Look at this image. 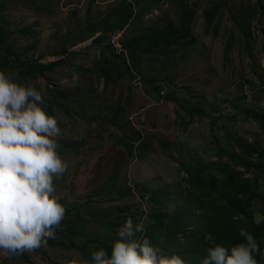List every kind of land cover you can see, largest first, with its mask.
I'll use <instances>...</instances> for the list:
<instances>
[{
  "label": "rangeland",
  "instance_id": "374dc122",
  "mask_svg": "<svg viewBox=\"0 0 264 264\" xmlns=\"http://www.w3.org/2000/svg\"><path fill=\"white\" fill-rule=\"evenodd\" d=\"M121 1L0 0L4 45L20 63L52 62L64 56L65 48L78 51L70 65L36 79L20 76L42 91L43 107L62 129L59 152L68 169L54 183L66 212L55 239L30 253L0 257V264H90L101 241L110 245L115 238L123 215L146 222L142 208L154 206L146 201L147 190L184 182V159H213L216 140L225 146L230 134L259 140L264 147V124L252 117L264 115V8H257L259 0H184L195 11L190 32L174 27L177 43L142 56L133 74L119 66L121 78L106 84L92 66L104 53L113 56L107 45L113 43L120 53L140 27L181 22L183 0H162L141 21L95 45L103 28L111 30L113 9ZM206 8L216 14L211 25ZM115 61L119 64L121 57ZM106 62L100 66L108 67ZM52 88H66L69 97L53 101ZM262 178L264 183V173ZM127 205L130 211L124 210ZM255 208L264 211V201L257 200ZM178 239L180 254L190 263L185 252L191 242L183 235Z\"/></svg>",
  "mask_w": 264,
  "mask_h": 264
},
{
  "label": "trees",
  "instance_id": "16d2710c",
  "mask_svg": "<svg viewBox=\"0 0 264 264\" xmlns=\"http://www.w3.org/2000/svg\"><path fill=\"white\" fill-rule=\"evenodd\" d=\"M161 1L127 2V0H122L113 9L116 17L111 22L113 24L111 30L103 28L102 36L95 39L94 44L101 45L102 41L110 38L114 32L125 29L130 22L141 21L147 12L158 6ZM257 8L259 11L260 8H264L263 0H259ZM194 13L188 1L183 0L181 22L178 25H171L168 21L161 29L155 24L145 25L142 29L140 27L136 36L132 37L129 42L124 41V47L120 53L113 43L107 45L105 49L113 56L108 59L104 53L100 59L95 60L92 70L106 84H111L121 78L122 70L133 74L142 56L155 54L158 50L169 47L174 42L177 43V30L174 27L188 34ZM215 15L213 8L204 10L207 25L213 23ZM0 22L4 23V18L0 17ZM2 26L3 24L0 26V70L12 73L17 79H21L20 76L36 79L48 71H54L66 64L70 65L78 55V51L65 48L62 53L64 56L55 61L44 63L35 60L20 63L18 54L10 48L11 46L4 45L5 31ZM94 34L95 32H92L89 36ZM114 57H121L119 64L114 62ZM103 60H108L105 63L108 67L100 66ZM20 69L22 71L19 72ZM52 91L55 93L52 95L53 101L55 97L60 100L69 97L66 88L61 90L52 88ZM252 117L264 124V115L256 116L254 113ZM215 146L216 156L213 159L206 160L192 155L182 161L183 166H186L184 182L173 188L161 185L158 188L147 190L148 193L145 194L146 201L154 206L151 210L146 209L145 206L142 208L141 214L143 215L141 216L147 218V224L145 231L136 233V235L138 237L147 236L150 242L164 251L183 254L178 238L181 235L189 238L191 245L185 253L191 256L192 261L187 264H199L200 259L206 255L207 249L214 243H220L230 249L236 243L244 242L245 237L240 235L242 228L250 232L257 239L261 250H264V211L255 208L257 200L264 201L262 190L264 147L259 140L250 141L232 134L225 146L218 139ZM249 173L253 176H249ZM166 206L172 209L167 210ZM131 209V205L124 208L125 211ZM127 217L136 219L134 214L126 217L123 215V221ZM141 219L138 218V221ZM100 244L110 249L107 241L103 240ZM257 258L259 259V256Z\"/></svg>",
  "mask_w": 264,
  "mask_h": 264
},
{
  "label": "clouds",
  "instance_id": "9594fccd",
  "mask_svg": "<svg viewBox=\"0 0 264 264\" xmlns=\"http://www.w3.org/2000/svg\"><path fill=\"white\" fill-rule=\"evenodd\" d=\"M37 87L0 70V257L32 252L56 238L66 208L54 183L68 169L59 152L62 129L43 107ZM143 220L127 217L90 264H187L178 252L162 250L143 233ZM244 242L226 248L214 243L199 264H262L264 250L245 229ZM259 256V259L257 258Z\"/></svg>",
  "mask_w": 264,
  "mask_h": 264
}]
</instances>
